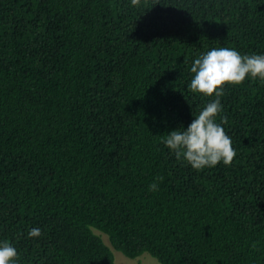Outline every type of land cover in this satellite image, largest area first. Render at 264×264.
Here are the masks:
<instances>
[{
  "label": "trees",
  "instance_id": "obj_1",
  "mask_svg": "<svg viewBox=\"0 0 264 264\" xmlns=\"http://www.w3.org/2000/svg\"><path fill=\"white\" fill-rule=\"evenodd\" d=\"M221 46L264 55V0H0V244L14 264H113L111 249L264 264V81L220 98L231 165L194 170L161 142L215 99L189 90L190 69Z\"/></svg>",
  "mask_w": 264,
  "mask_h": 264
},
{
  "label": "clouds",
  "instance_id": "obj_2",
  "mask_svg": "<svg viewBox=\"0 0 264 264\" xmlns=\"http://www.w3.org/2000/svg\"><path fill=\"white\" fill-rule=\"evenodd\" d=\"M138 2L132 0L133 5ZM190 72L189 90L215 99L199 111L186 130H173L161 142L175 154L177 161L183 159L194 170L213 168L220 163L229 166L237 153L231 137L222 127L226 118L217 123L222 111L220 98L225 94V87L239 86L249 78L264 81V55H241L239 51L224 46L212 48L194 60ZM157 181L163 182V177H156L149 185V191L159 190ZM40 235L39 228L28 232L29 238ZM16 258L15 247L7 241L0 244V264H14Z\"/></svg>",
  "mask_w": 264,
  "mask_h": 264
},
{
  "label": "rangeland",
  "instance_id": "obj_3",
  "mask_svg": "<svg viewBox=\"0 0 264 264\" xmlns=\"http://www.w3.org/2000/svg\"><path fill=\"white\" fill-rule=\"evenodd\" d=\"M103 241L107 244L105 238H103ZM111 252L113 256V264H158L154 258L145 253L136 259H129L113 249H111Z\"/></svg>",
  "mask_w": 264,
  "mask_h": 264
}]
</instances>
